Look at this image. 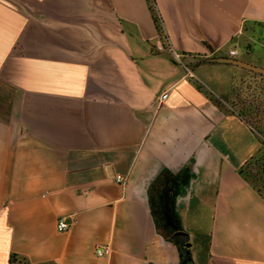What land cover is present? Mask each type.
Listing matches in <instances>:
<instances>
[{"label": "crops", "instance_id": "0c3cea01", "mask_svg": "<svg viewBox=\"0 0 264 264\" xmlns=\"http://www.w3.org/2000/svg\"><path fill=\"white\" fill-rule=\"evenodd\" d=\"M154 4L0 0V264H264V0Z\"/></svg>", "mask_w": 264, "mask_h": 264}, {"label": "rangeland", "instance_id": "374dc122", "mask_svg": "<svg viewBox=\"0 0 264 264\" xmlns=\"http://www.w3.org/2000/svg\"><path fill=\"white\" fill-rule=\"evenodd\" d=\"M199 62V61H198ZM196 65V63L191 62V65ZM221 76L226 78L228 80L229 77H231V70L226 68L221 72ZM239 81L243 80V87L245 88V85H250L251 87H254L256 85L263 86L264 88V79H260L256 75H253L252 73H242L241 78H238ZM237 79V80H238ZM258 100L255 101L258 105V114L257 116H252L254 114L252 111L251 113V123L258 127H263V128H258L260 131V139L262 141V149L260 153L248 164L247 169H246V174L248 179L259 189L264 193V97H261L257 94ZM237 102V98L232 100V103L235 104ZM254 103V106H255ZM171 236L175 237L174 233H170Z\"/></svg>", "mask_w": 264, "mask_h": 264}, {"label": "trees", "instance_id": "16d2710c", "mask_svg": "<svg viewBox=\"0 0 264 264\" xmlns=\"http://www.w3.org/2000/svg\"><path fill=\"white\" fill-rule=\"evenodd\" d=\"M147 2H148V4H149V8H150V10H151V12H152V14H153V18H154V22H155V25H156V28H157V30L159 31V32H161V30H162V27H161V21H160V19H159V17L156 15V11H155V4H154V0H147ZM249 72V71H248ZM253 75H256V76H258V77H260L261 79H264V76H261V75H257V74H254L253 73ZM252 95H254V94H251L250 92H249V87H246V96H244V98H243V100H244V103H243V105H245V108L247 109L249 106L248 105H251V104H249V96H252ZM258 95L259 96H261V97H264V88H261V89H259V91H258ZM259 98V97H258ZM253 102H255L256 100H255V98L252 100ZM251 103V102H250ZM245 110V109H244ZM247 113V112H246ZM249 123V122H248ZM249 125H251L252 127H254L253 129L255 130V131H257L259 134H260V131L261 130H259L260 128H263V127H260V126H258V127H256V126H254L252 123H249ZM259 128V129H258ZM179 237H184V236H179ZM169 240H172V238H171V236L169 237H167ZM187 244V240L185 239V237H184V240L181 242V244H180V258H181V262H182V264H190L189 263V261H188V250H187V248L185 247V245ZM14 257L15 256H11V258H10V262H12L13 261V259H14Z\"/></svg>", "mask_w": 264, "mask_h": 264}, {"label": "water", "instance_id": "95a60500", "mask_svg": "<svg viewBox=\"0 0 264 264\" xmlns=\"http://www.w3.org/2000/svg\"><path fill=\"white\" fill-rule=\"evenodd\" d=\"M211 61L212 62H216V63H222V64H227V65L235 66V67L244 69L246 71L252 72L254 74L264 76V68L251 65L249 63H246V62L241 61V60H238V59H234V58H223L222 57V58H214Z\"/></svg>", "mask_w": 264, "mask_h": 264}, {"label": "built area", "instance_id": "2783aa9c", "mask_svg": "<svg viewBox=\"0 0 264 264\" xmlns=\"http://www.w3.org/2000/svg\"><path fill=\"white\" fill-rule=\"evenodd\" d=\"M231 56L235 55V52H230ZM177 59H179V56L176 55L175 56ZM167 97L166 94L162 95V99H165ZM69 229V223L67 222V220L65 218H59L56 224V230L58 232H65ZM109 254V250L108 249H97L96 250V255L97 256H107Z\"/></svg>", "mask_w": 264, "mask_h": 264}]
</instances>
